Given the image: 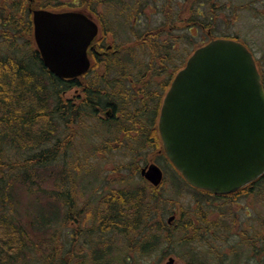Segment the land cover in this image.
Masks as SVG:
<instances>
[{
    "label": "trees",
    "instance_id": "trees-1",
    "mask_svg": "<svg viewBox=\"0 0 264 264\" xmlns=\"http://www.w3.org/2000/svg\"><path fill=\"white\" fill-rule=\"evenodd\" d=\"M41 1L43 0H0V39L11 45L23 42L24 47H27L24 50L25 53L22 51L20 54L18 48V51L13 54L0 55V264H16L33 250L42 252L45 250V245L55 238L58 226L64 222L73 223L72 236L75 237L76 242L78 239H83L81 233H89L94 229L102 235V241L95 245L89 242V247L88 244L86 245L87 249L82 243H75L73 250L68 253L63 252L62 246L55 244L47 253L44 264H113L111 261L113 250L110 241L106 239V236L111 233L125 237L129 251V257L125 260L129 262L131 260L130 264H139L140 259H151L153 255L161 252L163 258L167 257L170 249L175 245L177 237L175 233L180 234L177 237L178 242L189 245L192 253H197L195 242L203 238L208 241L205 243L210 245V251H212L214 241L207 238L211 233L241 237L242 228L239 230L238 226L231 229L229 227L228 214H233L231 212L233 208L226 205L225 201L210 196L209 192L191 187L172 165L176 173L172 175L174 188L180 191L183 190L184 185L187 186L199 205L194 212L185 211L182 208V216L176 222V226L183 224V233L179 232L176 226L170 227L165 219L167 209L163 206V202L175 200L158 192L160 187L155 188L146 183L138 189L123 187L108 189L99 196L92 210L91 204L85 203L82 208L87 210L84 219L73 210L77 203L74 199L76 183L73 184V189L69 190L73 196L66 200L69 207L64 216H61L60 208L56 209L55 214L49 211L52 209L51 206L35 213V216L28 220V224L16 221L9 216L6 212L7 205L20 206L18 198L20 191L26 188L24 185L30 187L38 183L39 179L46 178L44 174L40 175L36 170L50 166L63 152L64 140L61 131L63 123L70 118L69 115H65L62 105L63 80L49 72L41 61L39 53L34 49V42H29L33 38V22L29 9L31 7L57 9L70 6L86 7L96 11L100 5L108 8L130 6L135 15L139 16L151 6L158 4L156 0V3L152 2L154 0H134V3H123L124 0H48L43 3ZM253 2L256 3L258 0ZM163 3H168L164 9L166 25L175 24L179 27L178 21L182 23L181 35L168 31L172 39L183 42L186 38L190 41L193 27L201 31L208 30L214 37H227L218 34L221 20L217 12L221 11L225 15L222 10L229 8L223 0H182L176 3L181 7L177 15L172 12L173 0H163ZM252 3L233 8L235 19H238L237 11L250 8ZM175 17L178 20H175ZM159 27L147 30L145 33L150 31L149 34L155 37L160 33ZM149 36L151 35L141 34L140 38L147 39ZM209 37L207 33L208 40ZM257 65L261 72L259 61ZM77 112L76 109L72 110V116H77ZM7 144L18 149L32 150L33 154L23 161H6L2 149ZM163 161L169 162L167 157H164ZM28 168L33 170L20 174V169ZM127 168L134 173V176H137L141 165L134 163ZM7 171L10 172L11 178L5 180ZM78 174L81 176V173ZM80 176H77L75 180ZM256 182L264 183V175ZM198 219L202 222L201 227L197 225ZM87 226L91 227L88 231ZM49 231H52L51 234ZM41 234H49V236L44 241H40V251L35 242H32V249L31 235L38 238ZM257 235L254 238L242 237V241L249 244L250 249L258 248L256 252L261 256L264 246L259 249V243L264 238L260 240L261 236ZM203 257L200 254L197 255L196 259H200L198 264L206 263Z\"/></svg>",
    "mask_w": 264,
    "mask_h": 264
},
{
    "label": "water",
    "instance_id": "water-1",
    "mask_svg": "<svg viewBox=\"0 0 264 264\" xmlns=\"http://www.w3.org/2000/svg\"><path fill=\"white\" fill-rule=\"evenodd\" d=\"M31 11L48 70L59 78L87 71V47L97 25L79 12ZM159 129L168 159L195 188L225 195L262 176L264 84L249 48L215 38L196 49L165 96ZM141 175L154 187L164 178L155 163ZM166 264H176L175 258Z\"/></svg>",
    "mask_w": 264,
    "mask_h": 264
},
{
    "label": "flooded vegetation",
    "instance_id": "flooded-vegetation-1",
    "mask_svg": "<svg viewBox=\"0 0 264 264\" xmlns=\"http://www.w3.org/2000/svg\"><path fill=\"white\" fill-rule=\"evenodd\" d=\"M127 2L134 3V0H124L123 3ZM57 10L83 13L98 28L87 47L89 69L79 76L62 79V105L65 115L70 116L61 131L64 151L76 158L149 159L144 166L163 160L166 152L159 129L163 101L176 74L199 47V42H191L188 49L184 42L172 39L168 31L173 33L177 26L166 25V17L165 23L159 27V34L153 37L150 31L145 33L152 28H146L142 34L151 36L139 38L137 30L140 31L141 16L135 15L130 6H102L96 11L64 6ZM29 12L33 18L30 9ZM197 36L196 30L192 37ZM29 42H34V49L43 62L34 38V25L33 38ZM184 51L186 55L183 56ZM74 109L78 111L77 116H72ZM142 180L146 179L142 177ZM263 191L264 183L254 181L233 193L210 196L235 208L234 212L231 211L233 222L240 227L239 199L257 197L263 195ZM181 213V210L175 211V219H167V224L175 227ZM197 225L202 226L200 219ZM177 228L183 233V224ZM260 232L256 228L255 235Z\"/></svg>",
    "mask_w": 264,
    "mask_h": 264
},
{
    "label": "rangeland",
    "instance_id": "rangeland-1",
    "mask_svg": "<svg viewBox=\"0 0 264 264\" xmlns=\"http://www.w3.org/2000/svg\"><path fill=\"white\" fill-rule=\"evenodd\" d=\"M48 0H43L41 3ZM68 1V0H66ZM158 4L156 6L148 8L144 13L140 14L141 23L136 26L138 32V37L140 38L143 30L146 28H155L157 26H162L165 22V13L164 9L167 7L168 3H163V0H156ZM182 0H173V9L172 12L176 15L180 11V4ZM226 2V5L229 6L228 9L222 10L225 13L223 15L221 11L217 12L219 15L220 27L218 28V34L224 35L227 37H235L240 40L244 45L254 53L255 58L259 61L261 65V72L264 76V0H258L254 3V0H223ZM154 3V1H152ZM252 3L251 7L246 10L237 11L238 19H235L233 14V8L236 6ZM99 7H102L100 5ZM135 14V13H134ZM139 16V18H140ZM175 20H178L176 17ZM132 21L130 20V23ZM178 25L173 33L182 34V23L178 21ZM197 30L198 36L196 38L184 39L185 46L188 48L191 47V42H206L208 30L201 31L197 28L192 29V33L195 34ZM180 32V33H179ZM137 37V36H136ZM0 39V55L5 53H11L18 51L21 54L22 51L27 49L24 47L23 42H18L14 45L8 44L6 42H1ZM195 44V43H194ZM25 53V51H24ZM186 55L184 51L183 56ZM65 145V144H64ZM74 146H77L74 144ZM65 150V149H64ZM57 158L54 163H51L50 166L46 168H39L36 170L40 175L44 174L46 178L44 180L39 179L38 183L30 187L23 188L20 191V206L17 204L7 205L6 212L16 221H22L23 223L28 224V220L35 216L43 210L45 207L51 206L52 209L49 210L55 214L56 209L60 208L61 216H64L65 212L68 211V202L66 200L70 197L72 198V193L70 189H73V184L76 183V189L74 190V199L77 203L73 210L76 213H79L82 219L85 218L87 210H83L85 203L91 204V210L94 208L99 196L103 195L110 188H135L138 189L145 185L143 182L140 170L134 176V173L127 168L134 163L144 166L149 159H133V158H97V159H85V158H76L71 156L67 151H64ZM2 151L4 152L3 157L6 161H23L26 158L30 157L33 154L32 150H23L16 147L6 145L3 146ZM68 154V155H67ZM72 154V152H71ZM87 162V164H85ZM156 162V161H153ZM159 166L164 169L165 181L162 187H160L158 192H161L162 195L169 199L175 201L163 202V206L167 209V214L165 219L167 220L170 216L174 214L175 211L185 210L189 212H194L197 210L198 206L197 201L192 196V192L183 186V190L175 189L172 184V175H176L171 164L168 161L158 160L156 162ZM80 166L82 168H80ZM127 166V167H126ZM30 168H32L30 166ZM20 169V174H25L33 169ZM118 168V169H117ZM120 168V169H119ZM15 171V170H14ZM7 176L5 180H8L10 177V172L7 171ZM81 173V176L78 174ZM172 173V174H171ZM77 176H80L75 180ZM22 184V183H21ZM29 186V184H27ZM90 187V188H89ZM72 191V190H71ZM261 197L249 198V196H243L239 199L241 205V210L237 215L241 218L240 228L243 229L242 236H226L225 233L218 234H209L207 237L213 242L212 251H210V245L205 243L207 240L200 239L195 242V247L197 248V253H192L189 245L183 244L181 241L178 242L179 233L176 234L175 245L170 249V253L167 257L163 258V253L153 255L151 259L147 258L144 260H139V264H165L167 258L172 256L176 259L177 264H198L200 259H196L197 255H202L203 260L206 263L204 264H259L264 262V252L261 253V256L258 255V248L250 249V245L243 243L242 237H255V230L258 228L261 232L259 233L260 240L264 238V191ZM19 196V195H18ZM206 207V206H205ZM233 208V207H232ZM240 208V207H238ZM235 211V208H233ZM86 211V212H85ZM233 211V212H234ZM182 212V211H181ZM229 217V227L236 228L234 224V215L228 214ZM242 222L247 224L242 225ZM66 224V225H64ZM73 223H62L58 226L57 233L55 238L48 242L45 245V250L42 252L32 251L27 254L22 261H19L16 264H44L45 259L47 258V253L51 250V247L55 244L59 247H63V252H70L73 250L75 243H82L85 245L86 249L89 247V242L95 245L99 241H102V235H100L97 229L90 231L89 233H81L83 239H78L75 241L73 237ZM86 228V227H84ZM91 227L87 226V231ZM177 229V228H176ZM52 231H49L51 234ZM49 234H41L40 237L31 235V248L32 242H35L40 251V241H44ZM218 236V237H217ZM217 237V238H216ZM225 238V239H223ZM106 239L110 241V246L112 251L113 264H130L129 261L125 260L129 257L128 247L126 246V240L123 235H116L114 233L108 234ZM208 242V241H207ZM88 244V247L86 246ZM90 245V246H91ZM264 240L259 243V249L263 248ZM33 249V248H32ZM168 252V251H167ZM65 254V253H63ZM88 255V253H86ZM67 255V254H66ZM126 261L127 263H125ZM201 262V261H200Z\"/></svg>",
    "mask_w": 264,
    "mask_h": 264
}]
</instances>
